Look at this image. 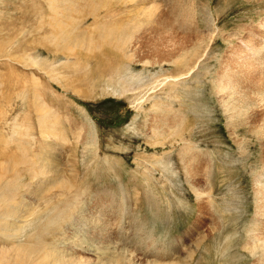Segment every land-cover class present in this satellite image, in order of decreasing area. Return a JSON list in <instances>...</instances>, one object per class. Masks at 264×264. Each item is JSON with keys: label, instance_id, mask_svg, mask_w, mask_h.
Returning <instances> with one entry per match:
<instances>
[{"label": "rangeland", "instance_id": "obj_1", "mask_svg": "<svg viewBox=\"0 0 264 264\" xmlns=\"http://www.w3.org/2000/svg\"><path fill=\"white\" fill-rule=\"evenodd\" d=\"M31 260L264 264V0H0V264Z\"/></svg>", "mask_w": 264, "mask_h": 264}, {"label": "bare ground", "instance_id": "obj_2", "mask_svg": "<svg viewBox=\"0 0 264 264\" xmlns=\"http://www.w3.org/2000/svg\"><path fill=\"white\" fill-rule=\"evenodd\" d=\"M64 1V3H66L67 2V0H63ZM51 6H52V4H51ZM53 8V7H52ZM51 8V9H52ZM53 11H54V9H53ZM55 12V11H54ZM56 16V15H55ZM106 45V44H105ZM108 45V44H107ZM107 45H106V47H107ZM110 45H112V44H110ZM111 47V46H110ZM115 49V48H114ZM113 49V51H115ZM111 50V49H110ZM118 50H120L119 48H118ZM113 51H112V53H113ZM116 53V52H115ZM95 58H100L99 57V55H96V56H94ZM104 59V58H103ZM103 59H99V62H104V60ZM107 67H109V69L112 67V65H111V63H109V65L107 66ZM18 251V250H17ZM45 257V256H44ZM47 257H48V254H47ZM31 262V264H37L36 262H32V260L30 261ZM7 263V262H6Z\"/></svg>", "mask_w": 264, "mask_h": 264}]
</instances>
